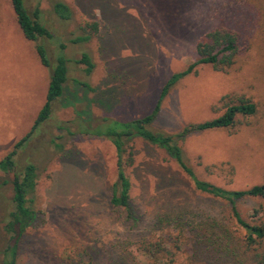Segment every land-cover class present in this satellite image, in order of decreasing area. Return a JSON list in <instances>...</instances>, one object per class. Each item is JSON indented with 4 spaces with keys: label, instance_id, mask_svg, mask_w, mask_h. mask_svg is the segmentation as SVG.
Listing matches in <instances>:
<instances>
[{
    "label": "rangeland",
    "instance_id": "obj_1",
    "mask_svg": "<svg viewBox=\"0 0 264 264\" xmlns=\"http://www.w3.org/2000/svg\"><path fill=\"white\" fill-rule=\"evenodd\" d=\"M55 2L68 7V20L53 13ZM24 5L28 14L38 9L41 24L53 36L36 41L51 64L57 43L65 46L67 79L49 118L14 157L17 169L30 163L37 174L34 191L27 197L35 216L17 242L15 264H71L78 261L81 249L92 258L91 264H107L115 255L112 248L146 236L158 217H178L193 225L215 222L227 228L224 236L232 243L241 239L244 232L230 218V204L195 191L163 149L139 137L124 145L133 157L125 174L138 223L124 221V215L108 203L116 181L115 149L108 139L88 131L103 119L125 123L147 116L166 80L196 60L197 41L212 29L225 27L238 34L234 64L226 72L196 66L194 73L169 88L148 130L176 136L188 124L220 116L222 111L215 106L223 97L233 104L248 101L254 114L237 115L231 129L190 132L176 143L184 164L199 181L230 191L261 185L264 4L260 0H24ZM85 36L87 41L71 43ZM34 44L22 37L10 1L0 0V159L30 131L44 102L49 70L40 65ZM83 53L93 64L88 75L82 64L74 63ZM10 179V174L0 172V182L7 181L0 187V264L9 259L4 249L12 235L6 227L13 211ZM233 205L249 223L261 200L243 198ZM255 221L263 222V214ZM179 245H170L173 264H216L215 255L192 258L189 249Z\"/></svg>",
    "mask_w": 264,
    "mask_h": 264
},
{
    "label": "trees",
    "instance_id": "obj_2",
    "mask_svg": "<svg viewBox=\"0 0 264 264\" xmlns=\"http://www.w3.org/2000/svg\"><path fill=\"white\" fill-rule=\"evenodd\" d=\"M9 1L22 37L28 42L35 43L34 51L40 65L49 70L44 102L32 123L30 131L16 141L10 151L0 159V172L4 175H11V201L13 204V211L9 214V221L6 224L7 232L12 235L9 244L4 249V253L5 255L8 254L9 259L4 264H15L17 242L26 229L31 228V221L35 216L34 211L27 205V197L34 191L37 174L35 167L30 163L25 164L20 170L17 169L14 157L17 151L26 144L32 132L49 118L53 103L63 97L64 84L67 79V60L64 57L65 46L61 42L56 45L52 64L44 47L36 43L38 39H53L51 33L41 24L38 9L35 7L32 13L28 14L24 0ZM260 1L264 4V0ZM52 11L60 20L65 21L70 18L68 7L61 2L53 3ZM91 29L95 31L94 25L91 26ZM87 40V36L78 37L71 43H82ZM238 41V34L225 27H216L205 33L194 46L196 60L189 64L186 70L172 74L166 80L152 111L147 116L125 123L103 119L96 129L88 131V133L108 139L115 149L116 181L111 188L108 203L119 216L124 215V221H130L132 226L138 223V218L130 207V183L125 174V167L131 165L133 157L131 151L127 150L124 145L126 140L139 137L163 149L173 160L177 169L186 175L195 191L215 200L229 203L230 218L242 229L244 235L241 239L236 238V242L232 243L228 236H224V233H227V228L218 226L215 222L193 225L192 222L183 221L178 217H158L153 221L146 236L138 238L135 242L120 244L117 248H112L115 255L110 258L107 264H173L171 244L178 248L180 247L179 244H182L184 248L189 249L188 253L192 258L196 255L202 258L215 255L217 257H215L216 264H264V221H255L260 217V214H263L264 217V182L245 190L230 191L199 181L184 164L181 150L176 143V140L183 139L187 134L194 131L229 130L234 126L237 115H253L254 105L241 99L236 101L237 104H233L232 99L223 97L215 106V109L222 111L220 116L201 123L188 124L176 136L152 133L148 130L149 124L159 110L160 101L167 94L169 88L184 76L194 73V68L198 65H209L215 71L226 72L234 64L235 57L239 53ZM74 63L82 64L84 66L83 72L86 75L93 68L89 56L85 53L81 54L79 60ZM78 85L87 87L84 83H78ZM6 184L7 181L2 180L0 187ZM243 198L261 200V205L252 209L250 217L254 221L249 223L238 215L233 205L234 201ZM174 232L177 235H174ZM179 238H182L181 243ZM240 256H245L247 260H242ZM91 262L92 258L86 254L85 250L81 249L78 251V261L71 264H91ZM199 263L210 264L207 261L206 263L204 261Z\"/></svg>",
    "mask_w": 264,
    "mask_h": 264
}]
</instances>
